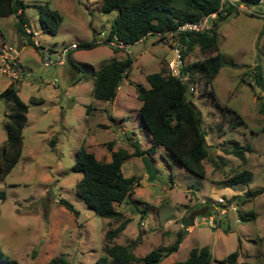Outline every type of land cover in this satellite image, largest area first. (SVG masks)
I'll list each match as a JSON object with an SVG mask.
<instances>
[{"label":"rangeland","instance_id":"rangeland-1","mask_svg":"<svg viewBox=\"0 0 264 264\" xmlns=\"http://www.w3.org/2000/svg\"><path fill=\"white\" fill-rule=\"evenodd\" d=\"M22 1L27 25L37 32L41 45L36 48L31 37L21 36L17 15L0 17V44L21 51L16 66L20 78L0 74V150L7 139L5 120L9 115V104L1 93L14 84L28 105L22 156L0 179V191L6 196L0 198V254L22 264H45L59 256L72 264H96L105 255V233L119 222L99 216L77 194L76 183L82 173L72 169L75 153L83 145L99 159L111 160L109 142L113 150L132 151L130 141L140 140L143 147L148 146L149 134L139 114L142 101L136 86L149 88L150 73L169 70L174 51L167 41L150 35L117 52L104 42L94 49H75L72 62L46 67L42 58L45 48L55 51L71 43L99 42L101 33L110 31L118 12H100L101 0ZM48 10H57L62 16L55 34L41 27L40 17L47 19ZM217 38L222 68L207 88L202 79L191 81L194 85L189 88L190 99L202 112L212 150V157L203 162L206 177L185 170L163 147L151 157L157 177L146 184L142 157L127 160L128 165H134L131 169L140 184L133 188V200L117 206L125 217H131L118 243L127 244L140 237L134 253L144 257L159 246L171 245L178 232L186 229L184 218L199 220L187 229L179 250L159 264L185 260L194 247L203 246L211 248L216 261L238 250L237 264H264V88L253 77L256 66L264 74V18L234 9L217 22ZM128 55L133 66L117 98L95 99L93 71L113 58ZM208 55L196 46L185 61L192 63ZM4 63L0 54V66ZM31 97L43 102L33 103ZM88 106L92 108L89 111ZM228 107L240 113L245 123L236 121ZM53 138L56 145H52ZM231 140L250 148L245 150L244 159L228 152ZM245 169L253 172L248 185L226 186L230 177ZM249 189L254 192L251 197ZM61 199L71 202L79 215L61 205ZM202 200L234 204L238 211H218L212 225L201 215L192 216L201 208ZM110 261L114 264L113 259Z\"/></svg>","mask_w":264,"mask_h":264},{"label":"trees","instance_id":"trees-1","mask_svg":"<svg viewBox=\"0 0 264 264\" xmlns=\"http://www.w3.org/2000/svg\"><path fill=\"white\" fill-rule=\"evenodd\" d=\"M182 1V6L178 3ZM221 0H101L100 12L104 14L117 11L118 14L111 24L108 32L109 38L118 37L126 45L135 44L143 36L155 35L157 31L166 32L177 28L187 21H198L205 15L218 12L212 29L204 33H183L178 36L182 43V52L185 69L191 73V80L196 83L204 80L206 88L212 83L223 66V58L219 53L217 38V22L232 14L234 7L220 9ZM26 5L22 0H0V17L17 15L18 32L21 36L31 37L25 29L27 21L24 17ZM43 13V12H41ZM48 18L43 15L40 23L44 32L55 34L62 16L57 10H48ZM164 40V37L159 38ZM30 41L33 40L30 38ZM34 43V42H33ZM107 44V43H106ZM100 42H79L77 50L94 49ZM36 48V46L34 44ZM199 46L202 51L209 54L202 60L186 63L185 57ZM114 50L119 51L114 47ZM69 61L72 62L71 54ZM133 59L127 56L123 59L113 58L101 64L100 68L93 71V97L102 101H114L118 95L121 83L129 75L133 66ZM169 64V63H168ZM169 67V66H168ZM255 83L264 88V74L260 66L253 71ZM150 87L136 86L137 96L142 101L139 109L141 119L148 131L151 145L142 149L139 143L132 142L134 151L120 148L113 150V143L109 142L111 160L98 159L94 152L88 151L83 145L75 153V164L72 169L81 172L82 178L76 183L77 194L85 200L88 206L99 216L117 220L119 224L110 227L105 233L103 251L105 255L98 258L96 264H134L144 262L146 264H159L171 254L177 252L183 242L187 229L180 230L175 241L168 246H159L144 257H138L134 251L140 243V237L127 244L117 242L118 237L126 229L131 217H125L123 211L117 206L129 200L133 194L135 184H140L137 176H126L123 164L133 156L150 158L156 153L157 148L163 147L169 151L179 164L188 172L201 178L206 177L204 161L212 157V150L207 142L203 115L198 106H194L190 99L189 86L183 83L177 76L172 75L170 70L162 68L159 72L150 73L147 76ZM199 82V81H198ZM210 93H213L211 90ZM9 104V115L5 120L7 139L0 150V179H3L19 162L23 151V129L28 121V105L20 98L14 84L9 85L1 93ZM213 97V94H212ZM31 102L42 103L43 101L31 97ZM92 109L91 106H88ZM232 117L239 123H245L240 113L232 108H227ZM264 110V106L261 109ZM57 139H52V145H56ZM229 153L244 159L245 150L249 147L240 145L235 140ZM253 179L251 170H243L228 179L226 186L248 185ZM257 193L261 191L257 190ZM248 197L254 192L248 190ZM5 192L0 191V198L5 199ZM246 197V196H245ZM59 203L66 209L79 215V211L68 200L61 199ZM195 213L197 216L212 214L211 203L207 202ZM141 211V210H140ZM143 217L145 211L142 210ZM243 217V216H242ZM245 218V217H244ZM243 218V219H244ZM185 227L192 226L194 220L184 218ZM141 235V234H140ZM139 235V236H140ZM239 251L230 253L221 260L213 258L209 246L194 247L185 260L174 261L171 264H237ZM0 264H22L16 258L5 257L0 254ZM45 264H72L64 256L54 257Z\"/></svg>","mask_w":264,"mask_h":264},{"label":"built area","instance_id":"built-area-1","mask_svg":"<svg viewBox=\"0 0 264 264\" xmlns=\"http://www.w3.org/2000/svg\"><path fill=\"white\" fill-rule=\"evenodd\" d=\"M221 10H225L227 7L230 6L234 7L236 10L241 12H245L247 14L254 15L259 18H264V0H221L220 3ZM218 17V12H213L208 15H205L202 19L198 21H187L181 23L177 26L175 30L161 32L157 31L154 34L158 37H164V40L171 44L174 57L169 61V70L172 75L177 76L183 83L187 84L190 87H193L194 83L191 85V73L188 69H185V62L183 58L182 52V43L178 39V36L183 33H204L212 29L214 20ZM26 32L31 36V39L35 42V45L40 47V41L38 40L37 32H34L29 25L25 26ZM109 33L102 32L101 36L103 37L99 42L107 43L110 46L116 47L118 49L128 48L130 45L124 44L122 41L118 39L115 35L112 38L108 37ZM151 33L148 35L143 36L139 39L136 43H141L145 39H147ZM78 48V43H71L68 45L63 46L62 48L56 49L52 51L49 48H45L44 52L42 53L43 64L46 67L50 66H58V65H65L69 61V56L73 50ZM0 54L2 55L5 63L0 66V74H7L12 78L19 79L21 73L16 71V66L18 60L20 58L21 51L9 44L2 43L0 44ZM14 79V80H15ZM202 205H206L207 200H202ZM211 203V210L213 211L210 215L200 216L204 220H207L209 223L214 225L216 220V215H218V211L221 214L226 213V208H231L234 211H238L237 207L234 204H223L220 205L213 202ZM219 206V207H218ZM199 220H195L197 223ZM195 222L193 225H195ZM142 224H144L142 222ZM184 225V224H183ZM188 226L185 227L186 229H190ZM185 226V225H184Z\"/></svg>","mask_w":264,"mask_h":264},{"label":"water","instance_id":"water-1","mask_svg":"<svg viewBox=\"0 0 264 264\" xmlns=\"http://www.w3.org/2000/svg\"><path fill=\"white\" fill-rule=\"evenodd\" d=\"M193 105L196 106L194 103ZM142 162L148 175V180L145 181L144 184L154 181L157 177V171L155 169L153 160L148 155H145L142 157Z\"/></svg>","mask_w":264,"mask_h":264},{"label":"crops","instance_id":"crops-1","mask_svg":"<svg viewBox=\"0 0 264 264\" xmlns=\"http://www.w3.org/2000/svg\"><path fill=\"white\" fill-rule=\"evenodd\" d=\"M6 86H8V84H7ZM118 93H119V91H118ZM117 96H118V95H117ZM116 98H117V97H116ZM116 98H115V99H116ZM128 139H129V140L132 139V136H130ZM132 142H134V141H132ZM132 142L130 141V144H131V145H132ZM134 143H135V142H134ZM137 143H139V145L142 146V143H141L140 140H139ZM150 145H151V139H150V137H149V144H148V146H147V147H143V146H142L141 148H142V149H147ZM132 146H133V145H132ZM113 147H114V145H113ZM133 151H134V149H133L132 151L129 150V152H131V153H132ZM133 157H134V156H133ZM97 158H98V157H97ZM98 159H99V158H98ZM130 159H131V158H130ZM128 160H129V159H128ZM106 161H110V160H106ZM127 162H128V161L126 160V161L124 162V164H123V169L126 167V168L124 169V172H125V173L127 172L125 175H126V176H133V174L135 173V170H132L131 167H134V165H128ZM147 177H148V175H147V173H146V174H145V178H144V180H146ZM196 211H197V210H195L194 212L196 213ZM195 213H193L192 216H193V215L195 216ZM187 218H188V216H187ZM193 227H194V225H193ZM181 245H182V243H181ZM181 245H180V246H181Z\"/></svg>","mask_w":264,"mask_h":264}]
</instances>
